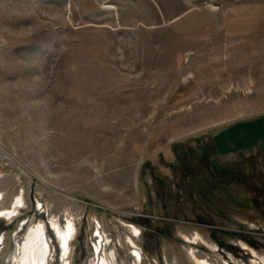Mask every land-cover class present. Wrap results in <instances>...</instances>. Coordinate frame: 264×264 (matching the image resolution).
I'll use <instances>...</instances> for the list:
<instances>
[{
    "label": "rangeland",
    "instance_id": "374dc122",
    "mask_svg": "<svg viewBox=\"0 0 264 264\" xmlns=\"http://www.w3.org/2000/svg\"><path fill=\"white\" fill-rule=\"evenodd\" d=\"M144 2L0 0V264L40 224L64 264L53 222L66 264H264V131L219 143L264 117V0Z\"/></svg>",
    "mask_w": 264,
    "mask_h": 264
},
{
    "label": "crops",
    "instance_id": "0c3cea01",
    "mask_svg": "<svg viewBox=\"0 0 264 264\" xmlns=\"http://www.w3.org/2000/svg\"><path fill=\"white\" fill-rule=\"evenodd\" d=\"M129 1L131 0H113V31L115 32L132 30V23L138 20L135 15H133V11L137 8L133 9L131 5H126V2ZM141 1H145L142 4L145 5V9L141 7V10L143 11V14L141 16L142 19H147V29L151 31L165 30L175 23H178L185 19H192L194 15L196 17L200 14L214 16L217 12V10L212 9L197 12L198 10L194 9L193 7H189V5L183 4L182 2H180V0H176L177 5L180 7L179 10L181 11L175 15V19L168 22L169 20L167 19V12L165 11L161 3V0ZM121 3H124V5H122ZM181 25L183 26V24ZM175 31L178 32L177 30ZM249 128L253 129V131H257L258 129L260 131H264V117L250 124H244L242 122L232 125V127L226 129V132L222 134L219 140L220 145L225 147V151H228L230 146L231 148H235L237 145H235L234 143H237L236 138L238 137V134H241L240 137H244V132L245 134H248V132L251 131V129ZM260 139L264 140V137H261Z\"/></svg>",
    "mask_w": 264,
    "mask_h": 264
},
{
    "label": "bare ground",
    "instance_id": "6f19581e",
    "mask_svg": "<svg viewBox=\"0 0 264 264\" xmlns=\"http://www.w3.org/2000/svg\"><path fill=\"white\" fill-rule=\"evenodd\" d=\"M1 201V196H0ZM22 199H18L10 210H0V218L11 219L15 217L17 209L22 205ZM53 230L57 234L61 250L63 252V263L70 252L71 241L75 236V228L70 223L66 230L61 229L57 223H52ZM129 245L135 247V243L130 239ZM18 257L16 264H50L52 260L51 246L46 234L45 226L40 224L36 228H31L26 241L17 249ZM107 262V261H106ZM102 264H106L105 261ZM198 264H208L198 262Z\"/></svg>",
    "mask_w": 264,
    "mask_h": 264
}]
</instances>
